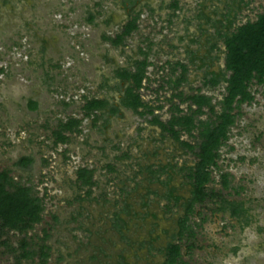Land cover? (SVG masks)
<instances>
[{
  "label": "rangeland",
  "instance_id": "rangeland-1",
  "mask_svg": "<svg viewBox=\"0 0 264 264\" xmlns=\"http://www.w3.org/2000/svg\"><path fill=\"white\" fill-rule=\"evenodd\" d=\"M119 4L0 0V170L8 169L41 200V220L26 236L35 242L46 233L44 261L33 256L22 264L163 260L160 249L177 230L181 204L190 194L176 167L197 158L150 119H168L170 104L179 103L170 98L177 90L209 95L217 110L224 83L206 87L203 81L209 77L205 72L223 69L219 34L226 19H232V29L264 10V0H143L132 18L135 27L114 43L110 39L126 20ZM142 58L147 64L137 91L151 112L138 115L116 100L114 69H132V61ZM176 62L185 66V80L173 90L168 79L180 72ZM249 90L252 99L239 105L218 147L217 167L210 168L205 190L214 195L187 212L183 224L192 234L180 228L172 239L179 245L176 264H264V83ZM90 98L105 104L85 115L82 105ZM29 99L36 102L34 109L27 107ZM112 100L119 114L109 110ZM185 105L178 104L182 112ZM67 117L79 119L77 130L58 142L53 131ZM178 139L197 142L184 132ZM20 156H30V165H15ZM157 166L174 170L169 187L181 196L175 206L164 207V188L152 182L148 170ZM79 168L89 171V185L80 184ZM221 198L241 201L250 219L220 209ZM151 230L159 238L147 247L142 240ZM20 236L12 231L2 236L15 250L1 245L0 264L13 262Z\"/></svg>",
  "mask_w": 264,
  "mask_h": 264
},
{
  "label": "trees",
  "instance_id": "trees-1",
  "mask_svg": "<svg viewBox=\"0 0 264 264\" xmlns=\"http://www.w3.org/2000/svg\"><path fill=\"white\" fill-rule=\"evenodd\" d=\"M173 5L175 6L174 3ZM231 23L232 19H226L227 28L219 34L224 47L223 69L217 72H205L209 77L203 81L206 87H214L219 82L224 83L223 93L216 101L218 109H214L209 95L199 92L183 94L177 90L171 94L170 98H177L179 103L186 102L185 110L182 112L178 107L179 103L172 102L170 104L172 112L167 120L162 122L156 116L150 119L161 130L170 133L175 140H178L179 132L197 138L194 146L187 141L178 140L183 147H194L197 158L189 173L193 190L187 212H190L193 203L201 201L208 195H214V192L210 194L205 190V183L211 180L210 168L217 167L218 147L226 139L228 128L233 124L239 105L252 99L249 87L253 84L264 83V10L258 13L253 20H247L228 29ZM134 27V19H131L122 27L121 32L110 40L114 43L120 42L122 37ZM215 30L219 33V29ZM146 64L144 58L136 60L132 72L123 71L117 74L119 78L128 82L120 99L121 104L138 115L151 112L146 103L140 99L137 91L144 77ZM176 65L180 68V72L172 79H168L169 87L173 90H176L180 82L185 80V66L179 62H176ZM104 104L105 101L102 99L90 98L84 101L82 109L85 115H89L92 111L103 107ZM35 106L36 102L29 99L28 109H34ZM201 115H204L203 119L200 118ZM78 122L79 119L73 117L60 121L53 131L56 141H66L65 132L76 131ZM192 131H195V134ZM31 161L30 156H20L14 164L23 167L30 165ZM8 172V169L0 170V246L15 250V247L8 245L7 238L2 237L8 231H12L21 236L17 241L18 252L13 255L11 264H22L21 260L32 259L33 256L39 257V262H43L47 255V245L42 242L46 233H43V237H36L35 242L33 238L26 236V232L41 220V200L31 191L30 186L14 180ZM225 176L226 173L221 174L223 186L226 184ZM77 177L81 185L91 183L90 173L85 168L77 170ZM223 208H227L230 214L238 220L250 219L249 212L241 201L221 198L220 209ZM186 220L187 217H184L181 228L185 229L188 234H192L193 231L189 225L183 224ZM178 251L177 245H171L164 264H176Z\"/></svg>",
  "mask_w": 264,
  "mask_h": 264
},
{
  "label": "flooded vegetation",
  "instance_id": "flooded-vegetation-1",
  "mask_svg": "<svg viewBox=\"0 0 264 264\" xmlns=\"http://www.w3.org/2000/svg\"><path fill=\"white\" fill-rule=\"evenodd\" d=\"M143 0H120V8L123 10V13L125 14L126 16V20L125 22L122 24V27L128 22L130 21L133 16L135 15V12L137 11L138 9V6L139 4L142 2ZM91 16V18H89ZM92 14H89L87 15V20L91 21L92 20ZM136 60H133L132 63L134 65ZM134 70V68L130 69L126 66H118L116 69H114V77L116 79V85H117V88H118V93L117 94V99L119 102L118 103H121L120 102V99L122 97V94L124 93V90L126 88V86L128 85V82L126 80H122L121 78L118 77L117 74L119 73H122L123 71H126V72H132ZM126 81L127 84H125V86L123 85V82ZM96 99H101V98H96ZM118 103L115 101V100H112L110 102V105L108 106L109 107V110L111 111V109H113V112L115 113H120L119 112V107H118ZM157 125V124H156ZM158 126V125H157ZM160 128V127H159ZM161 129V128H160ZM166 132V131H165ZM167 134L170 135L171 138H173L171 136L170 133L166 132ZM175 140V139H174ZM178 140H181V141H187L189 144L193 145L194 146V143L195 142H190L189 140L187 139H178ZM177 140V141H178ZM179 143V142H178ZM180 146H182L180 144ZM190 149V150H189ZM186 151H190V153L195 156V149L194 147H191V148H186ZM195 165V162L193 163V165H180L179 167H176V170L177 171H181L182 172V177H184L187 181V184L190 186V189H189V196L187 198L184 199L183 203L181 204L184 208V212L181 216H179L178 218V228L177 230L171 234V236L169 237V239L166 240V242L164 243V245L162 246V248L160 250L163 251V255H164V258L161 262H159L158 264H164L166 258H167V255H168V249L171 245H178V242H176V240H172L175 236H179L180 234V225H181V222L182 220L184 219V217H187V210H188V206H189V203L191 201V192L193 190V186H192V183H191V179L189 177V173H190V170L193 168V166ZM174 167V166H173ZM172 168L169 166L168 168H164V166H157L154 170L152 169H149V175H151L153 177V181L152 182H157L159 183L160 185H162V187L164 188V193L162 194V197L164 198L165 200V203H164V207H167L169 205V203L173 204L174 206L177 204L178 200L181 199V196L180 195H177V194H174V188L175 186H170L169 187V182H170V179H171V173H172ZM174 172V170H173ZM164 175V178L160 179L159 177ZM144 203V202H143ZM144 206L146 204H143ZM116 216V214H115ZM117 218V216L115 217ZM117 226V224H116ZM117 228L119 229V226H117ZM159 238V234H156V235H152V230L148 233V238L146 240H142V244H146L147 247H151L153 242L155 240H157Z\"/></svg>",
  "mask_w": 264,
  "mask_h": 264
}]
</instances>
